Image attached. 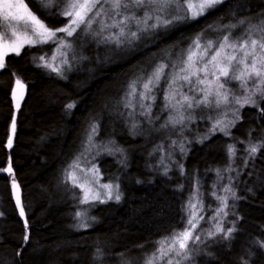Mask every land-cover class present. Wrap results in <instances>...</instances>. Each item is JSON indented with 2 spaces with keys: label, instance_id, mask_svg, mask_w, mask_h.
<instances>
[{
  "label": "trees",
  "instance_id": "1",
  "mask_svg": "<svg viewBox=\"0 0 264 264\" xmlns=\"http://www.w3.org/2000/svg\"><path fill=\"white\" fill-rule=\"evenodd\" d=\"M258 17L264 18V0H225L197 20L156 34L134 52L105 54L84 49V62L68 78L38 66V57L44 54L37 47L8 56L0 72V264H145L156 250V241L183 229L190 195L197 188L202 192V181L207 179V183L219 184V179L213 181L214 173L230 165L228 145H235L234 165L240 167L239 157L249 139L259 143L264 138V113L252 106L243 109L230 137L215 132L205 139L208 121L204 131L197 133L193 126L184 144L185 155L163 166L158 164L160 157L169 148L180 147L179 135L171 138L169 131L155 133L124 124L118 115L127 113L121 100L130 81L146 76L167 55L174 57L187 49L197 33L205 36L221 25ZM17 77L26 85L19 110L12 96ZM161 85L156 90L164 94ZM155 103L153 118L165 101L158 98ZM68 104L74 107L69 109ZM259 106L264 108V100ZM13 119L15 133L11 131ZM94 124L98 126L94 142L106 146L100 171L104 180L119 185L121 199L95 205L92 221L84 228L78 218V193L65 174L85 152ZM108 145L113 151L107 150ZM180 164L185 175L180 173ZM150 167L156 172L151 173ZM241 172L234 183L239 199L228 200L229 221L236 228L232 238L203 239L202 250L183 264H241L242 257L249 264H264V249L255 244L264 240V148ZM13 182L20 191L19 205ZM231 226L228 222L224 227Z\"/></svg>",
  "mask_w": 264,
  "mask_h": 264
},
{
  "label": "snow or ice",
  "instance_id": "2",
  "mask_svg": "<svg viewBox=\"0 0 264 264\" xmlns=\"http://www.w3.org/2000/svg\"><path fill=\"white\" fill-rule=\"evenodd\" d=\"M34 3L38 6L37 11H34L25 0H0V69L6 67L9 55L19 56L25 46L36 47L49 42L56 45L55 52L61 57L60 64H68L67 52L63 49L72 48L73 42L68 38L73 37L78 31L81 36L99 37L109 29H113L114 31L103 35V39L115 43L117 47L125 44L131 47L134 41L141 38V34H151L157 29H168L176 24L197 20L207 11L224 3V0H34ZM53 6L57 7V12L48 11L46 15H59L65 18L66 22L62 26H50L40 15V9L50 10ZM244 23L243 20L239 21V25ZM94 25H96L95 28ZM237 26L230 23L214 30L224 32L225 29H235ZM254 29L261 35L253 38L251 33ZM59 33L64 35H58ZM38 59L43 61L38 66L57 75H63L61 68L55 63L56 55L47 60L41 55ZM162 79L165 82L164 108L171 109L163 127L169 124L182 125L186 118L192 119V110L201 106L220 108L234 103L240 108L245 105L256 107L264 113V108H260L259 101L254 98L259 95L260 100H264V19L261 20L260 25L250 26L238 37H233L231 31H228L216 40H212L204 38L203 32L197 33L189 47L183 50L175 62L171 64L161 62L146 76H138L136 80H133L129 84L124 106L133 111L138 106L142 110L141 115L150 117L152 106L157 98L155 90ZM234 81L238 82L240 95L230 88ZM14 83L12 96L19 110V101L22 99L26 85L19 77ZM185 88L188 89L187 93L184 91ZM67 107L71 109L74 105L68 104ZM238 111L237 109L234 113V119L227 123L217 120L210 131L215 132L219 129L224 135H231L229 129L239 119ZM11 128L15 133V119L12 120ZM96 134H98V126L94 124L88 136L89 145L92 144V138ZM248 135L251 138V131ZM7 145L12 146L11 138L8 139ZM262 148H264V138L259 143H253L249 139L245 151L248 153V158H254ZM180 150L185 151L183 144L180 145ZM228 153L230 157L235 156L234 144L228 145ZM79 160L80 157H77L69 165L67 176L73 186L83 191L81 202L99 200L104 203L113 198L118 202L121 199L119 185H115V195H113L112 184L100 185L107 190L102 198L101 193L94 191L90 186L99 184V169L93 166L85 170L81 168ZM76 170L82 173L83 182L77 178ZM7 171L11 174L10 166ZM217 174L219 175V170ZM231 180L232 178L229 177L230 183L222 188L225 195L213 193L221 206L217 209L216 216L211 218L212 220H216L220 213H223L225 217L229 215L226 211L229 208V198L239 199L231 186ZM13 188L18 189L15 182H13ZM199 195L197 188L189 197L185 206L187 218H182L184 228L173 230L170 235L156 241V250L146 259L145 264H155L160 261H163V264H174V262L182 264L183 260L192 259V253L197 251L194 246L202 243L203 230L197 232L200 221L203 220V216L200 215L203 211V203L201 199H198ZM16 203L20 204L19 196ZM198 204L199 208H197ZM20 215L24 216L23 207H20ZM229 223L232 226L227 229L223 226V221L215 223V231H208L207 238L215 239L217 235L222 240L232 238L236 228L233 222ZM26 225L27 221H25ZM81 226L88 225L85 222ZM24 240H28L27 235L24 236ZM255 244L264 249V240H257ZM97 251L99 257V250ZM241 264H249V260L242 257Z\"/></svg>",
  "mask_w": 264,
  "mask_h": 264
},
{
  "label": "rangeland",
  "instance_id": "3",
  "mask_svg": "<svg viewBox=\"0 0 264 264\" xmlns=\"http://www.w3.org/2000/svg\"><path fill=\"white\" fill-rule=\"evenodd\" d=\"M25 2L29 3V6L34 11L38 10V6L35 5L34 0H25ZM54 9L57 10V7L53 6L50 10L40 9L39 10L40 15L41 14L43 15V13L46 14L48 11L53 12ZM212 10L207 11V13L212 11ZM141 12H142V10H141ZM51 16L52 15H45V18L50 21V22H48L45 19V22L47 24H49L50 26L58 27V26H62L66 22L65 18H63L59 15H57L58 19L54 18L55 20L52 19ZM53 16L56 17V15H53ZM62 19H64V22L62 24H59L60 20H62ZM262 19H264V18L258 17L256 19L244 21L245 23L243 25H239V23H237L238 26L235 29H229V31H231L233 37H238V36L244 34V32L250 26L260 25V22ZM93 27L95 28L96 25H94ZM173 27L174 26H170L168 29H163V28L157 29L155 31V33H151V34H141V38L134 41L132 43L131 47H129L127 44H125L121 47H117V45L115 43L105 41L103 39V35H107L109 31H114L113 29H109L108 31L103 33L102 36H99V37H93L91 35L81 36L80 32L78 31L76 34H74L73 37L68 38L70 41L73 42L72 48L71 49H63V51L67 52V59L69 61L68 64H63V65L60 64V60H61L60 55L55 52L56 45L49 42L47 44L37 45L36 47L41 49V52L44 54L43 56H45L46 60L49 59L51 56L56 55L57 59H56L55 63L61 68L62 73H63L62 76L61 75H58V76L62 77V78H68L71 74H73V71H76V69L79 67V65H81L84 62L85 58L82 55V53L84 52V49L93 50V52H97V50H99V51H102L101 53H105V54L106 53L108 54V52L111 54H114V53L115 54H124V53L127 54V53L134 52V51L138 50L139 48H141L145 43L149 42L150 39L155 37L156 34H160L162 31H169ZM218 28L219 27L211 29V31L207 35H205L204 38L216 40L219 36L226 34V32H228V31L221 32V34H219L217 36V34L220 31H217L214 29H218ZM58 35L62 36L64 34L59 33ZM251 35L253 36V38H256L259 35H261V33L255 31V29H254L253 32L251 33ZM49 46H51L50 50H48ZM27 47L28 46H25L24 49ZM29 48H34V47H29ZM22 51H21V53H22ZM182 52H183V50L177 52V54L174 57H169V55H167L166 56L167 60H164V61L171 64L172 62H175L177 60L178 56H180L182 54ZM9 56H11V55H9ZM42 63H43V61L40 62V64H42ZM2 70L3 69H0V72ZM46 70H48V69H46ZM49 72H51V71H49ZM136 79H134V80H136ZM132 81H130V83ZM129 84H128L126 91L123 95L124 97L121 100L122 107L126 109L127 113L125 115H123L122 113H119L118 115H119L120 120L124 124H127V123L130 124L132 127H134V125H135V127H143V128L147 127L149 130L153 129L154 131H156L155 133H159L161 131L167 133V131H169L171 134V138H172V135H174V136L179 135V137H177V143L183 144V145L185 144V146H187V143H188L187 142V138L189 137L188 133L193 131V126H195L194 131L198 133L199 131H202V130L204 131L207 128V127H205V124L208 121V126H210V128H208V131L204 135V138L207 139V138L213 136L215 134V132H221L219 129H217L215 132L210 131V129L213 127V124L217 120H222V121H224V123H227L228 121L233 120L234 119V113H236V111L238 109L239 110L238 111L239 119L236 120L235 125L233 127H230L229 131L231 133L232 129H235L241 120L242 110L247 108V107H251L249 105H245L243 108H240L239 105L234 104V103L230 104V105L222 106L220 108H204L203 106H201L199 108H195L194 110H192V112H191L192 119L189 120L186 118L182 125L177 124V125L173 126V125L169 124L167 127H163V125L166 124L168 117H169V114L171 112V109L165 110V108H164L165 103H160V110H158L157 113L155 114V116L157 118L156 117L153 118L152 116L145 117L144 115H141L140 112L142 110L138 106L136 107L135 111H133V109H131V108H126L124 106L126 93L129 90ZM161 84H163V86L165 88V82L163 79L161 80L159 86H162ZM230 88L233 91H236L237 95L241 94L240 90L238 89V82H236V81L232 82L230 85ZM184 91L187 93L188 89L185 88ZM25 93H26V87H25ZM155 93H156V97H157L156 99L159 98L163 102L164 99H162L161 95L164 96V94L162 92L160 94L158 90H155ZM254 98L257 99L259 102L263 101V100H260L259 95H257ZM155 102H156V100H155ZM155 104L156 103H154L152 106V111L154 110ZM15 106H16V102H15ZM129 113H131V115H129ZM160 120H161V122H160ZM11 131H12V129H11ZM221 133L224 134L223 132H221ZM11 136H12V132H11ZM228 137H230V135H228ZM87 141H88V137L86 139V142ZM246 147L247 146H244V148H242V152H241V155L239 157V159H241V161H242V166L236 167L234 165V162H235L236 158L238 157L235 154V156L230 157V159H229L230 165L225 167L223 172L219 171V175L217 174V172L214 173L213 181L215 180V178H217V179H219V182H218L219 184L207 183L208 179L205 180L204 182L202 181L203 191L201 192L199 190L200 195H199L198 199H201L202 203H203V211L200 212V215L203 216V220L200 221L199 227L197 228V232H200L201 230H203V233L201 235L202 243L194 246L197 249V251L193 252L192 256L197 254L199 251L202 250L203 239H206V240L208 239L207 238V232L208 231H215V229H214L215 223H217L218 221H223V226H225V225H227L228 222H231V221H229L230 219L228 217L230 215H227L225 217L223 213H220L219 217H217L216 220L211 219L212 217L216 216V211L221 206L220 202L216 199V196L213 195V193H215L216 195H225V193L222 191V188H223V186H226L230 183L229 177L232 178L231 186L235 189L234 183H236L239 180L240 175L242 174L241 170L244 169L247 162L251 159V158H248V153L245 151ZM105 148H106V146L104 144L95 143L94 138H92V144L89 145L87 142V146H86L87 150H85V152H83V154H81L79 156L80 157L79 163L81 165V168L87 170V169H91L93 166H95L97 169H99V173H98L99 184L98 185H90V186L93 187L94 191H99L101 193L102 198L104 197L107 190L100 187V185H103L105 183L112 184L113 185V195H115V193H116V189H115V185H114L113 181L112 180H110V181L104 180V176L102 175L100 168H99V161L101 158V153L105 150ZM113 149H114L113 146H111V145L107 146V150L109 152L113 151ZM184 155H185V151L182 152L180 150V147H178L176 150L173 148H169V150H166L165 154L160 157L158 164L163 165V166H167L168 164L173 163V161H177V156H184ZM179 167H180V173L185 175V173H186L185 168L181 164ZM149 170H151V173L156 172L154 167H150ZM68 171H69V167H68L67 172ZM67 172L65 174V180L69 183L70 186L74 187L78 193L77 201H78V205L81 207L78 210V214H79L78 218L80 220L81 225L86 222L88 225L87 227H89V224L92 221L91 220L92 208L97 204H101V202L99 200H96V201L89 200V202H87V203L81 202L82 197H83V191L79 187L73 186L71 180L68 179ZM76 175H77V178L81 182H83L82 173L79 170H76ZM221 177L223 179H221ZM216 185L219 187L217 188ZM204 187L206 188L205 191H204ZM229 199H231V198H229ZM113 201L116 202V200L113 198L111 200H106L104 203L113 202ZM104 203H102V204H104ZM228 204H230V203H228ZM197 208H199V204L197 205ZM226 210L228 211V209H226ZM229 224H231V223H229ZM87 227H84V228H87ZM186 261H189V260H183L182 264ZM155 264H163V261L155 262ZM174 264H175V262H174Z\"/></svg>",
  "mask_w": 264,
  "mask_h": 264
},
{
  "label": "water",
  "instance_id": "4",
  "mask_svg": "<svg viewBox=\"0 0 264 264\" xmlns=\"http://www.w3.org/2000/svg\"><path fill=\"white\" fill-rule=\"evenodd\" d=\"M24 96H25V89H24V92H23L22 99H20V101H19V104L22 102ZM14 101L16 102L15 99H14ZM9 148H10V147H9ZM13 194H14L15 202H16L17 196H19V199H20V191H19V188H18V189L13 188ZM16 204H17V203H16Z\"/></svg>",
  "mask_w": 264,
  "mask_h": 264
}]
</instances>
